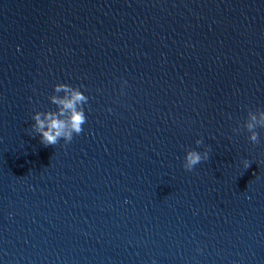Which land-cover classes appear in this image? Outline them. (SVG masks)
<instances>
[{
	"label": "clouds",
	"instance_id": "obj_1",
	"mask_svg": "<svg viewBox=\"0 0 264 264\" xmlns=\"http://www.w3.org/2000/svg\"><path fill=\"white\" fill-rule=\"evenodd\" d=\"M54 92L56 94L51 95L49 100L56 105V110L36 111L32 115L34 123L31 128L39 135L40 143L45 147L54 146L61 139L65 143L71 142L74 135H79L83 131V125L87 120L84 106L88 103L89 98L78 87L58 83L54 85ZM59 93H63V95L61 96ZM257 128L264 129V110L261 109L249 110L243 125L240 128L233 129V132L239 133L241 130H246L249 133V141L258 144L260 135ZM195 143L199 147L203 144V141L198 139ZM210 151V147H206L202 153L192 149L188 150L184 157V170L191 172L196 165L207 161ZM243 164L245 169L250 166L248 160H244Z\"/></svg>",
	"mask_w": 264,
	"mask_h": 264
}]
</instances>
